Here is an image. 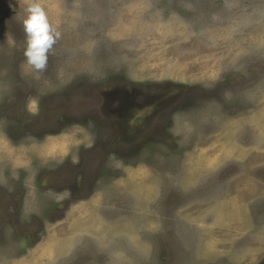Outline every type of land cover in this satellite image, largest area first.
<instances>
[{
  "label": "rangeland",
  "instance_id": "rangeland-1",
  "mask_svg": "<svg viewBox=\"0 0 264 264\" xmlns=\"http://www.w3.org/2000/svg\"><path fill=\"white\" fill-rule=\"evenodd\" d=\"M29 2L0 0V264H264V0H38L42 69Z\"/></svg>",
  "mask_w": 264,
  "mask_h": 264
},
{
  "label": "clouds",
  "instance_id": "clouds-1",
  "mask_svg": "<svg viewBox=\"0 0 264 264\" xmlns=\"http://www.w3.org/2000/svg\"><path fill=\"white\" fill-rule=\"evenodd\" d=\"M22 23L26 33L24 54L30 64L42 69L46 63V53L59 36L48 22L45 11L38 0H30Z\"/></svg>",
  "mask_w": 264,
  "mask_h": 264
},
{
  "label": "bare ground",
  "instance_id": "bare-ground-1",
  "mask_svg": "<svg viewBox=\"0 0 264 264\" xmlns=\"http://www.w3.org/2000/svg\"><path fill=\"white\" fill-rule=\"evenodd\" d=\"M157 45V44H156ZM151 54V53H150ZM148 56V55H147Z\"/></svg>",
  "mask_w": 264,
  "mask_h": 264
}]
</instances>
